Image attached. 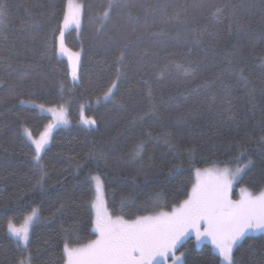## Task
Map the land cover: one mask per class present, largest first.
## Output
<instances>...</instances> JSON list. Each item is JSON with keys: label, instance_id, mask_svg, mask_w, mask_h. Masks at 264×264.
Segmentation results:
<instances>
[{"label": "trees", "instance_id": "1", "mask_svg": "<svg viewBox=\"0 0 264 264\" xmlns=\"http://www.w3.org/2000/svg\"><path fill=\"white\" fill-rule=\"evenodd\" d=\"M67 2L0 0V264H66V245L94 240L95 177L126 220L171 211L208 166L243 167L235 191L264 190V0H77L61 48ZM61 51L80 53L75 76ZM38 106L71 121L39 162ZM35 209L25 248L9 225ZM177 252L222 264L193 237ZM234 258L264 264V234Z\"/></svg>", "mask_w": 264, "mask_h": 264}, {"label": "snow or ice", "instance_id": "2", "mask_svg": "<svg viewBox=\"0 0 264 264\" xmlns=\"http://www.w3.org/2000/svg\"><path fill=\"white\" fill-rule=\"evenodd\" d=\"M67 26V23H64ZM64 33L59 41L63 47ZM73 76L76 75L73 69ZM64 112L56 114L58 121H64ZM86 123L95 124L94 119ZM48 125L38 139L33 141L34 159H41L40 153L50 139ZM192 186L187 198L171 211H157L150 215L126 220L113 219L104 208L103 199L96 202V231L98 236L86 245H66L67 264H153L156 257L175 255L180 240L195 232L196 237H210L222 258V264H238L234 258V245L248 229L264 228V191L258 195L241 190V197L233 199V178L224 169L216 175L205 173ZM97 179V190L100 179ZM36 215L33 210L30 222ZM27 222L21 227L10 225L12 233L25 244L29 241ZM173 264H180L179 258Z\"/></svg>", "mask_w": 264, "mask_h": 264}, {"label": "rangeland", "instance_id": "3", "mask_svg": "<svg viewBox=\"0 0 264 264\" xmlns=\"http://www.w3.org/2000/svg\"><path fill=\"white\" fill-rule=\"evenodd\" d=\"M81 19H82V8L78 4L77 0H68L67 7H66L65 19H64L63 28H62L63 33L68 32V31H70L72 29H80ZM64 23H67V26H65ZM62 56L65 57L66 59H68L71 67L78 72L79 67H80V59H81L80 53H78V52L65 51L64 53L62 52ZM38 107H39L41 113L46 114V115H49L51 117V122L48 125L51 124V125L54 126L53 128H51L49 130V132H50V139H49L48 144L45 145V149L40 153V156L42 157L44 151L46 150V148L49 146V144L51 142V139H52V136H53L54 132L58 128L70 126L71 125V121H70V119L68 117V114H67L66 109H64V108L63 109H60V108L45 107V106H38ZM59 112H64V114H65L64 115V121L63 122L58 121L57 118H56V114L59 113ZM81 120H82V123L88 124V123H86V120H85L84 117H82ZM48 125L45 127L44 131L45 130H48ZM44 131L41 134H43ZM40 135H38L37 137H33L31 135V132L30 131L27 130V132H26V136L28 137L29 141L32 144H33V141L35 139H38ZM39 161H37V162H39ZM224 169H228L229 170V173H230V176L233 178V196H232L233 199H239L241 197V190H244L245 192H251V191H249V190H247L245 188L238 189L237 192L235 191L236 190V183H237L240 175L243 173V170H244V168L243 167H240V166H236V167L235 166L234 167H232V166H208V167H205V168L198 169V170L195 171V174H194V177H195V183L194 184H196L197 181H198V175H197L198 173L200 174V177H204L206 172L207 173H211L212 175H216V174H218L220 171H222ZM96 178L97 177H95V179H93V181H94V184L93 185H94V190H95V196H94V202H93V206H92L93 207V212H94V230H95V233H96L95 239L98 236V233L96 231V207H95L98 197H100V198L103 199L104 208L108 212V214L113 219L116 218V217H113L110 214L109 210H108L102 181H100L101 184H100L99 191L97 190V179ZM251 193H253V192H251ZM259 193H253V194L254 195H258ZM35 210H36V215H35V217H33V219L30 222H27V219H28L29 216L32 215V212L29 215L26 216V218H25V220H24V222L22 224H20V225H16L14 223H11L10 224V225H14V226H16V227L19 228V227L25 225L26 222H27V227L29 229V239H30L31 228H32L35 220L38 217V209H35ZM10 225H9V232H10L11 236L14 237L16 240L20 241V243L22 244V246L26 248L28 246L29 241H28L27 244H25L22 240H20L17 236H15L12 233V231L10 230ZM258 234H264V228H261V229H248L245 232V234L236 242V244L234 245V249L236 248V246L238 245V243L243 238H245L246 236L258 235ZM191 237L194 238L197 246H201V245H203L205 243H209L218 252L217 248L213 244V242H212V240H211L210 237H206L205 236V237L197 238L195 232H190L189 234H187L186 236H184L180 240L179 244L177 245V250H178V248L187 239H189ZM177 250L175 251V255L170 254L168 257H156L155 260L153 261V264H173V261L176 260V258H179L180 264H182V262L184 260V254L177 252ZM221 262H222V258H221ZM25 264H30L29 259H27V261L25 262Z\"/></svg>", "mask_w": 264, "mask_h": 264}]
</instances>
